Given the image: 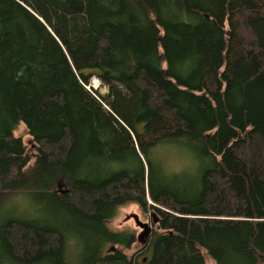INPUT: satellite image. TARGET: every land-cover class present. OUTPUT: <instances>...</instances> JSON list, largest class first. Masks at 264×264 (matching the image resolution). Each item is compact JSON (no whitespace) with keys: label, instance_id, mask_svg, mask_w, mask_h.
Listing matches in <instances>:
<instances>
[{"label":"trees","instance_id":"1","mask_svg":"<svg viewBox=\"0 0 264 264\" xmlns=\"http://www.w3.org/2000/svg\"><path fill=\"white\" fill-rule=\"evenodd\" d=\"M8 2L18 8L16 1ZM73 2V11L77 7L84 15L78 50L89 52L90 67L82 69L93 70L86 74L80 69L83 56L73 59L72 66L87 79V91L92 77L106 83L109 91L97 99L96 90L92 89L91 95L64 80L54 96L61 113L59 135L38 147L32 158H26L25 147L11 154L10 144L0 139V159L9 163L8 173L0 174L3 262L114 264L111 257L90 248L76 249L52 225L24 227L5 218L13 205L8 201L12 198L6 196L29 198L39 210L62 209L90 229L112 233L107 224L115 215L118 199L122 205L140 206L148 197L143 181L123 175L117 180L78 186L77 172L85 163L90 133L111 131L114 141L126 143L132 137L123 126L132 125L129 129L140 151L143 146L183 143L197 158L216 147L225 159L203 172L202 188L195 200H183L171 191L158 197L164 211H159V230L152 241L163 246L157 264H205V254L217 264L212 253L222 250L223 244L229 246L228 240L237 243L243 233L246 238L240 245L241 256L247 264H263L264 253L257 245L264 250V0H209L206 10L217 13L223 22L215 21L206 37L187 22L168 29V33L159 23L167 5H174L184 16L196 14L195 0ZM165 41L173 44L183 64L186 58L196 61L201 97L191 101L194 119L186 116V97H170L165 92L173 74L166 54L159 63L152 59ZM16 61L0 59V120L12 125L9 131L20 123L21 114L12 77ZM76 74L71 73L72 80ZM170 82L177 86L180 81ZM228 91L235 94L238 104L229 115L231 123L225 122L221 106ZM75 99L80 108L75 107ZM136 123H143L141 131L134 130ZM115 126H121V135L114 131ZM142 153L147 158L145 151ZM58 184L66 187L64 192L57 190Z\"/></svg>","mask_w":264,"mask_h":264},{"label":"rangeland","instance_id":"2","mask_svg":"<svg viewBox=\"0 0 264 264\" xmlns=\"http://www.w3.org/2000/svg\"><path fill=\"white\" fill-rule=\"evenodd\" d=\"M14 1L18 3L17 9L8 0H0V59L3 57L17 60L13 66L12 77L21 114L20 123L11 128L12 131H9V127L12 126L10 123L0 120V139L10 144L11 154L19 153L25 147L26 158L29 159L37 155L38 147H42L44 142L50 143L59 135L62 126L61 113L54 96L64 80L72 82L71 85L75 89L79 87L93 95L85 89L87 79L82 78L79 72H75L72 66L73 59L86 57L80 69L86 74L93 69L89 72L82 69L90 67L86 56L89 52L82 53L78 50L81 44L80 36L85 26L83 12L77 7L73 11L74 8L70 6L71 3L74 5L75 0ZM195 1L198 10L193 15L184 16L174 5H167L163 9L159 23L166 28L164 30L166 33L168 29L170 31L183 22L193 25L200 36L213 31L214 22L220 21L219 15L206 10L209 0ZM166 42L163 45L164 50L156 51L152 59L159 63L162 55L166 54L173 73L170 81L177 80L181 83L178 82L176 86L172 84L173 82H167L165 92L170 97L172 95L181 96L183 99L186 97V116L194 119L192 117L195 108L193 111L191 101L197 100V96L201 97L196 61L194 58H186L183 64L182 58L172 49V43L168 45ZM71 73H77L73 80ZM111 76L117 78L115 74ZM94 80H98L99 84L96 85ZM90 84L96 89L93 93L97 99L98 96L102 98L108 94V85L103 84L100 79L92 77ZM234 96L231 91L223 96L224 105L221 106L225 110L223 116L227 123H231L229 115L232 116L236 110L235 105H238ZM74 102L76 108L81 107L78 99ZM102 106L105 107L103 103ZM116 123L119 122L116 120ZM142 125L143 123H136L134 130L141 131ZM120 127L115 126L114 131L121 135ZM123 127L132 137L126 143L114 141L116 137L113 138L111 131L93 132L87 136L89 149L85 154V163L78 169L76 183L83 186L87 182L97 180H117L123 175L143 181L148 197L143 199L140 206L122 205L120 199L116 203L115 215L107 225L112 233H122L117 238L105 229H90L86 223L79 222L74 214L62 209L39 210L31 199L15 197V194L6 196V199L12 198L8 201L13 205L4 217L15 219L24 227L52 225L76 249L90 248L101 256L111 257L110 260L114 264H157L163 246L158 241L155 245L152 243L156 231L159 230V226L154 224L153 220H159V211H164L158 197L166 196L171 191L183 200H195L202 188L203 172L218 167L225 159L222 158L221 149L216 147L210 148V153L202 158H197L183 143L143 146L140 151L135 143L132 125ZM143 151L148 155L147 158ZM7 171L9 163L0 159V174ZM65 189L66 187H61V191ZM57 190L60 192L58 188ZM143 225L147 226L146 234ZM245 238L246 233H243L239 235L237 243L228 240L229 246L224 247L223 244L222 250L212 253L218 261L217 264H247L240 251V245ZM257 249L264 253L258 245ZM2 258L0 245V264H5ZM205 258V264H214L206 254Z\"/></svg>","mask_w":264,"mask_h":264},{"label":"water","instance_id":"3","mask_svg":"<svg viewBox=\"0 0 264 264\" xmlns=\"http://www.w3.org/2000/svg\"><path fill=\"white\" fill-rule=\"evenodd\" d=\"M58 189L60 190V192H64L63 190L61 191V185L60 184H58ZM152 216H154L153 214H152ZM153 222H154V224H157L158 223V219L156 220V219H154L153 220ZM144 226V228H146V232L144 233V234H146L147 232H148V229H147V226H145V225H143ZM144 235H142V237H143ZM141 237V238H142Z\"/></svg>","mask_w":264,"mask_h":264},{"label":"bare ground","instance_id":"4","mask_svg":"<svg viewBox=\"0 0 264 264\" xmlns=\"http://www.w3.org/2000/svg\"><path fill=\"white\" fill-rule=\"evenodd\" d=\"M92 82H93V81H92ZM94 82H95L96 85L99 84V81H98V80H94ZM92 84H93V83H92ZM92 84H91L90 86L87 87V89H88L89 91H91V92H92V89H93V90H96L95 88H93V85H92ZM143 245H144V244H143Z\"/></svg>","mask_w":264,"mask_h":264}]
</instances>
